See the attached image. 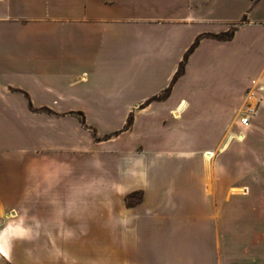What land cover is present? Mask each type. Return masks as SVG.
<instances>
[{
	"label": "crops",
	"instance_id": "obj_1",
	"mask_svg": "<svg viewBox=\"0 0 264 264\" xmlns=\"http://www.w3.org/2000/svg\"><path fill=\"white\" fill-rule=\"evenodd\" d=\"M261 84L264 0H0V179L29 162L47 201L112 213L108 256L45 264H264Z\"/></svg>",
	"mask_w": 264,
	"mask_h": 264
},
{
	"label": "rangeland",
	"instance_id": "obj_2",
	"mask_svg": "<svg viewBox=\"0 0 264 264\" xmlns=\"http://www.w3.org/2000/svg\"><path fill=\"white\" fill-rule=\"evenodd\" d=\"M258 82L259 79L253 84L249 91L250 95L254 93V89H258ZM252 101L254 102V99ZM254 103L251 107L255 106ZM243 131L246 135L243 139L246 147L245 149L242 147L240 155L247 157L264 155V147L257 146L258 142L264 143V135L250 128ZM253 140L256 141V145H253ZM252 165L245 164V168ZM15 171L14 174H18ZM21 171L20 178L0 179V203H7L10 208L5 212L0 211V249L3 248L2 251L6 252V256H2L5 261L0 257V262L45 264L46 253L51 251L85 255L98 253L108 256L112 244L109 230L112 213L107 207L108 198L106 201L105 196L99 198L90 196L86 201L88 205L86 211L70 210L71 206L66 200L65 210H62L61 200L53 203L51 200L47 201L46 180L41 177L34 178V174L30 172L29 162H22ZM97 198L102 199L99 206L100 201ZM142 199L143 193L138 190L127 194L125 203L133 205L142 202ZM179 230L180 232H175L176 237L182 236L181 231L184 230ZM104 262L114 264V260L108 259Z\"/></svg>",
	"mask_w": 264,
	"mask_h": 264
},
{
	"label": "trees",
	"instance_id": "obj_3",
	"mask_svg": "<svg viewBox=\"0 0 264 264\" xmlns=\"http://www.w3.org/2000/svg\"><path fill=\"white\" fill-rule=\"evenodd\" d=\"M235 30H236L235 28H232L228 32H223V33H220V34H210V35L199 36L196 39V41L191 45V47L189 48L187 53L185 54L184 59L180 63V67H179V69H178V71H177V73L175 75V79L179 78L184 73L186 62L188 60L189 55L197 48V46L199 45V43L201 41V38L203 36H211V37H214V38H219V39H223V40H229V39L233 38ZM163 96L164 95H161L160 97H163ZM160 97H157V98H160ZM81 118L84 120L83 116ZM133 120H134V116L133 115L129 116L128 121H127L126 126H125L126 129H128V128H130L132 126Z\"/></svg>",
	"mask_w": 264,
	"mask_h": 264
},
{
	"label": "built area",
	"instance_id": "obj_4",
	"mask_svg": "<svg viewBox=\"0 0 264 264\" xmlns=\"http://www.w3.org/2000/svg\"><path fill=\"white\" fill-rule=\"evenodd\" d=\"M240 123H241V126H243V127L249 126L251 124V122H250V114L249 113L243 114L241 116Z\"/></svg>",
	"mask_w": 264,
	"mask_h": 264
},
{
	"label": "bare ground",
	"instance_id": "obj_5",
	"mask_svg": "<svg viewBox=\"0 0 264 264\" xmlns=\"http://www.w3.org/2000/svg\"><path fill=\"white\" fill-rule=\"evenodd\" d=\"M183 108V107H182ZM180 109V108H179ZM181 114V113H180ZM178 117V116H177ZM206 154V156L208 157V156H210L209 158H211L212 159V157H215V153H210V152H206L205 153ZM208 158V159H209ZM2 248V247H1ZM3 249V248H2ZM1 253H4L3 251H0Z\"/></svg>",
	"mask_w": 264,
	"mask_h": 264
},
{
	"label": "snow or ice",
	"instance_id": "obj_6",
	"mask_svg": "<svg viewBox=\"0 0 264 264\" xmlns=\"http://www.w3.org/2000/svg\"><path fill=\"white\" fill-rule=\"evenodd\" d=\"M0 251H2V249H0Z\"/></svg>",
	"mask_w": 264,
	"mask_h": 264
}]
</instances>
